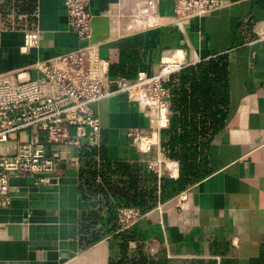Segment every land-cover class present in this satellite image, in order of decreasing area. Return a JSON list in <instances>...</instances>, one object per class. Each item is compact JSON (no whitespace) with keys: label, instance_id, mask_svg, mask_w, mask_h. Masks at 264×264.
<instances>
[{"label":"crops","instance_id":"obj_1","mask_svg":"<svg viewBox=\"0 0 264 264\" xmlns=\"http://www.w3.org/2000/svg\"><path fill=\"white\" fill-rule=\"evenodd\" d=\"M139 1L90 0L92 32L80 38L62 0H0V73L25 68L36 76L35 61L84 44L97 45L108 68L128 80L139 70L156 73L167 54L187 58V47L204 56L165 79L171 120L161 130L147 128L127 91L91 103L101 139L89 147L102 146L110 161L130 166L144 194L149 170L156 174L155 200L142 217L120 231L116 220L98 221L93 228L102 236L87 240L83 212L108 216L103 195L84 183L106 185L99 172H87L101 158L81 155L83 144L67 147L69 158L48 182L11 175L10 202L0 209V264H264V39L258 38L264 0H220L208 14L186 20L183 32L169 18L174 0L157 2L152 23L138 18ZM27 31L39 41L23 51ZM133 125L154 141L149 150L128 135ZM184 127L196 134L188 141L192 155L180 160L170 155V140ZM176 143L175 153L182 146ZM108 180L131 191L125 174ZM181 191L187 199L178 205L173 197Z\"/></svg>","mask_w":264,"mask_h":264},{"label":"built area","instance_id":"obj_2","mask_svg":"<svg viewBox=\"0 0 264 264\" xmlns=\"http://www.w3.org/2000/svg\"><path fill=\"white\" fill-rule=\"evenodd\" d=\"M158 1L140 0L138 18L154 21L151 17L156 14ZM62 3L70 28L80 38L90 36L93 17L90 0H62ZM220 4V0H174L169 18L183 32L186 20L208 14ZM258 38L264 39V25ZM38 41L36 31H27L20 49L26 51ZM186 50L187 58L167 54L156 73L139 70L132 80L110 77L108 61L100 57L95 44L76 46L52 58L35 61L32 67L38 73L36 76L25 68L0 73V209L10 202L11 175H38L37 181L48 182L57 171L58 162L69 158L67 147L99 143L100 120L91 108L92 102L127 91L139 101L147 128L154 131L165 128L170 115V91L165 79L204 57L192 47ZM127 133L138 149L149 150L154 142L139 126H130ZM149 167L157 172L152 161ZM166 167L172 176V164ZM173 199L179 205L187 199V193L181 191ZM143 213L138 206L116 207L117 230L128 229Z\"/></svg>","mask_w":264,"mask_h":264},{"label":"trees","instance_id":"obj_3","mask_svg":"<svg viewBox=\"0 0 264 264\" xmlns=\"http://www.w3.org/2000/svg\"><path fill=\"white\" fill-rule=\"evenodd\" d=\"M120 70L114 69L113 67L108 68V74L110 77H115L117 75H120L122 77H129V75L125 74H115L119 72ZM170 100V99H169ZM171 120V116H169ZM169 120V121H170ZM196 132L193 129L184 127L183 131L172 134L170 144H171V153L170 155L173 157H176L178 159H186L189 155H192V152L194 150V147L192 144L188 141L195 138ZM176 141L182 142V146L180 147L179 151L175 153V150H172L173 146L176 143ZM174 149V148H173ZM81 155H87L88 157H93L96 154H99L101 161L99 163L90 162L91 166L88 167L87 172L88 175L95 174L96 172H99L103 177L105 178V186H102V184L96 185L95 182L91 181L90 179H85L84 183L87 185V189L90 191V193H101L106 200V203L108 204V216L107 218H102L98 215V213L94 210L84 211L81 216V231H83L85 238L87 240H95L98 237L102 236L101 229H95L93 228L94 225L100 221L101 223L111 222L116 220V207L122 206V205H132V206H138L142 211L145 210L146 207L150 206L153 201L155 200V186H156V174H154L152 171L149 170L148 172V190L146 194L144 192H141L137 189L138 187V174L137 172L132 173L130 166L127 164H124L123 162H113L110 161L105 154L104 148L102 146H90L83 144L82 150L80 151ZM192 165H189V167ZM191 169V168H189ZM111 173H119V174H125L128 177L127 184L131 188V191L129 189H123V188H117L116 186L110 184L108 180V175ZM179 181H180V175H179ZM109 192L114 197V202L108 201V193Z\"/></svg>","mask_w":264,"mask_h":264}]
</instances>
